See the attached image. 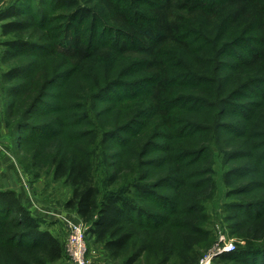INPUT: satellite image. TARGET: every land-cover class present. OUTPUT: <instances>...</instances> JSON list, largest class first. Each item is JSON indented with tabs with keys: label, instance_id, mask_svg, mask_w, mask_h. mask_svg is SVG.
Here are the masks:
<instances>
[{
	"label": "trees",
	"instance_id": "trees-1",
	"mask_svg": "<svg viewBox=\"0 0 264 264\" xmlns=\"http://www.w3.org/2000/svg\"><path fill=\"white\" fill-rule=\"evenodd\" d=\"M116 1L96 0L93 6H85L79 0H13L0 10V35L2 37L12 35V38L0 42V46L5 47L0 50V60L7 62L26 58L24 63L12 66L2 75L4 81L14 83L6 95V110L10 109L8 117L10 115L13 118L16 114L14 107L16 108V102L23 94H28L27 99L33 95L29 105L26 104L22 111L25 115L22 116L21 113L22 119L14 124L13 134L17 140L31 143L36 140H50L59 135H64L67 139L75 136V131L66 133L72 123L66 122L65 119L73 118L70 116L77 117L78 112L75 110L73 112L76 114L64 112L65 86L62 82L65 81V73L49 79L45 78L46 73H42L33 86L36 61L62 54L71 62L72 67L80 68L84 63L101 57L106 63L110 59L129 58L127 66L125 64L122 68L123 71L130 73L131 81L125 82L121 79L111 81L100 77L98 83L103 82L105 85L98 86L95 98L98 107L107 102L118 105L140 102L142 105L139 104L138 107L141 110L136 113H142L141 116L144 118L138 117L124 125H117L113 130L103 131L102 158L106 166L112 167L123 159L122 163H125L123 166L130 167L129 159L125 162L124 158L132 145L131 138L135 140L139 137L149 121L156 122L155 128L171 129L174 119L170 109L208 111L203 117L206 116L205 119L208 118L209 122H212L210 127L187 121L189 118L180 114L184 116L183 120H180L184 124L178 126L179 138L185 140L193 138L197 142L204 140L206 142V136L211 134L213 137L211 139L218 145H223V141L245 140L241 145H245L246 142L252 149L249 153L238 144L233 151L224 152L225 159L227 163L231 161L237 163L241 159L251 158L250 162L257 166L255 169L253 166L249 167L250 163L247 160V165L240 163L227 168L223 180L229 188L232 187L233 179L250 177L247 186L238 190L231 188L228 194L233 195L240 191L251 194L258 189H264V144L260 146L253 142L255 138L260 137V133L264 136V0H124L130 5H145L146 10L141 12V16L150 19L149 28H145L140 17L132 18L134 12L130 9L125 10ZM147 2L152 3L150 7L146 6ZM33 3L36 5L34 14L28 12ZM47 6L51 10L69 11L67 21L58 26L53 34L50 27L51 19L47 18L48 10H42V7ZM87 20L89 26L86 27ZM240 28L241 32L234 38L235 31ZM197 30L202 33L200 40L205 43L222 41L217 45L221 51H227L226 54H221L228 59L222 68L229 71L227 75L241 68L247 72H255L256 77L244 80L246 72L239 77L235 85L231 87L229 85L227 88V76L221 75L223 70H219L213 71L212 78L206 82L190 74L184 76L182 81L175 79L174 83H171L174 72L168 70L164 55L174 56L178 53L177 58L182 59L192 50L198 52L200 44H197L199 41ZM242 33L246 36H239ZM30 37H36V40ZM143 39L146 42L138 44V41ZM24 84L26 86L22 88ZM173 84L175 85L172 86ZM211 85L214 91L210 97L214 104L205 102V98L201 96H194L195 93L204 94V91H194L197 88H205L206 92ZM174 87L186 88L181 96L176 92L177 100H174L176 97ZM225 92L227 97L224 99ZM82 107L85 110L81 111H86L85 103ZM43 111H49L55 120L52 118L48 123L39 124L30 122L32 120L30 118ZM118 113L121 112L118 110ZM93 131L85 132L87 136L91 135L89 143L86 144L94 143L98 132L94 129ZM76 134L81 135L79 132ZM161 137L163 141L168 139L160 133L159 138ZM109 142L116 143L119 150L109 154L107 152ZM167 142L164 146L156 147L169 153L171 143L169 140ZM65 145V148L62 145L61 150L55 151L51 160L54 165L53 178H63L70 184L71 196L65 206L73 210L82 222L88 225V232L96 242L104 244L112 257L120 258L129 248L130 241L138 230L150 231L164 224L166 227L173 224L177 216L185 213L186 207L184 205L181 207L180 203L174 201L168 191L159 193L156 190L170 187L172 191H177L180 197L183 191L181 188L185 184L184 178L181 177L180 165H175L176 169L172 168L173 170L158 183H145L152 171L149 167L159 166L160 159L150 161L147 156L148 150L137 154L138 157L141 156L142 176H138L128 189L133 188L138 197L141 194L150 195L145 198L152 197L150 201L158 206L153 212L148 207L140 206L133 200L135 198L125 197L124 193L102 197L94 168V152H86L73 142ZM137 146L138 144L134 145ZM210 150L211 144H203L201 148L188 154L189 159L196 158V162H200L204 155L211 154ZM174 160L176 159L173 155L170 162ZM207 166V171L205 169L203 173H212L210 165ZM117 175V171L113 173L106 171L105 184L112 185ZM202 179L212 180L199 178L196 183H200ZM255 179H260L261 184ZM210 182L209 188L214 186L213 180ZM249 187L258 189H253V192L252 189H248ZM262 191L264 194V190ZM127 192L128 190L126 194ZM179 206L181 208H178ZM225 209L231 212L232 228L247 236L252 232H263L264 199L261 202H229L225 204ZM250 252L258 254L251 258L253 264H264V249L260 252L252 250ZM250 252L236 248L217 258L222 262L235 261L240 264L242 261L237 257L243 258ZM63 254L64 250L58 238L48 229L42 228L38 217L32 216L20 203L15 191L0 190V260L5 258L0 264L6 262L47 264L59 260ZM139 256V253L131 254L122 264H134Z\"/></svg>",
	"mask_w": 264,
	"mask_h": 264
},
{
	"label": "rangeland",
	"instance_id": "rangeland-1",
	"mask_svg": "<svg viewBox=\"0 0 264 264\" xmlns=\"http://www.w3.org/2000/svg\"><path fill=\"white\" fill-rule=\"evenodd\" d=\"M12 1L13 0H0V10ZM79 1L85 6H93V4H96V0ZM116 3H119V5L125 10L130 9L131 12H134V15L131 16L132 18L135 16L136 18L140 17L145 28L151 26L150 19L141 16V12L143 13L146 10L144 7L145 5H130L129 2L124 0L116 1ZM151 4L147 2L146 6L150 7ZM35 10L36 5L33 3L32 7H30V9L28 8V12L34 14ZM42 10H48L47 18H50L52 22V25H50L52 34L55 33L57 27L61 26L69 17L68 10H51L49 6L42 7ZM62 14L67 15L63 16ZM102 24L104 23L102 22ZM85 26H89L88 20ZM52 27H54V29ZM242 28L235 31L234 38L238 36ZM196 33H198L197 40H199L197 41V44H200L198 52L192 50V52L186 54L182 59L177 58L179 55L178 53L177 55H174L175 57L172 55H164L168 70L174 72L171 83H174L175 79V81H182L184 76L190 74H193V76L201 78L206 82L212 78L213 71L219 72V70H223L221 75L227 76L226 79L228 81L226 87L228 88L229 85L230 87L233 84L235 85L239 77L247 71L240 68L235 71V73L233 72L227 75V72L229 71L222 68L223 63L228 59L221 55L222 53L226 54L227 51H221L217 45H220L222 41L219 43L214 41L213 43L208 44L203 40H200L202 33H200L199 30H197ZM239 36L244 37L246 35L242 33ZM10 38H12V35L5 37L0 35V42ZM32 40H36V37H33ZM143 41L146 42V40L143 39L142 41H138V44H142ZM4 48V46H0V50H3ZM103 59L104 58L101 57L95 61L90 60L87 63H84L80 68L72 67L71 62H69L67 58H64L62 54L49 57L43 61L35 62L36 65L33 70L35 79L33 86L41 77L39 75H42V73H46V79L65 73V81L64 83L62 82L65 86V97L63 99V102H65L64 112L71 114L74 113L73 110H75L78 114L77 117L70 116L73 118L69 117L70 119H67V117L65 119L66 122L72 123L66 133L69 134V132L72 133V131L74 133L75 131V136L71 139H67L64 135H59L50 140H36L31 141V143L17 140V137L13 134V128L15 122L22 119V116L25 115L22 111L26 104V106L29 105L33 95L27 99L26 97L28 94H23V96H21L22 99L20 97L16 102V108L14 107L16 114L13 118H11L10 115L8 117L10 109L6 110V95L14 83L6 82L2 79L4 71H7L12 66L24 63L26 58L9 60L7 62H2L0 60V190L9 189L15 191L20 203L32 216L38 217L42 228L48 229L56 238H58L64 250V256L62 255L59 260L47 264H74L65 248L68 236L65 226L66 220H70L82 226L84 231L83 238L86 245V253L84 256L86 264H122L126 257L131 254L133 255L134 253L140 254L134 264H201L203 261H209V264H237L235 261H220L217 257L223 254V252L216 255H213L212 253L219 252L225 244L232 245L234 249L242 248L243 251L248 252H250V250L260 252L264 249V229L262 233L252 232L250 233V236H247L246 234L232 228L233 223L230 221L231 212H227L225 209V204H228L229 202H261L264 199L262 191L264 189L260 190L258 188H253L254 190L258 189L254 192L251 187L248 189H252L254 193L249 194V192L244 193L240 191L233 195L228 194L231 188L238 190L241 187L247 186L250 177H242L239 180L233 179L232 187L230 188L223 180L225 170L233 165H238L240 163H245L247 165V160H249V167L252 168L253 166L255 169L257 166V164L255 165L253 162H250L251 158L241 159L237 163L234 161L227 163L225 159L224 152L233 151L234 148L238 147V144L241 145V142L243 143L245 140L241 139V142L237 141L238 139H234L232 142L223 141V145H218L215 140L211 139L213 138L211 137V134L206 136V142L205 140L197 142L194 141L193 138L185 140L178 136V126L184 124L180 121L183 120L184 116L189 118L186 119L187 121L200 123L202 126L210 127L212 122H209L208 118L205 119L206 116L203 117L208 111L170 109L171 113H173L172 115L174 119V124L171 129L155 128L156 122L153 123L152 121H149V124L146 123V126L143 127L139 137L135 140L133 137L131 138L132 145L135 142L134 145L138 144V146L134 147V145H130L131 147H129L128 152L125 154L124 161L126 162L129 159L128 164L130 167L123 166L125 164L122 163L123 159L119 160V163L114 164L112 167H108L103 163V131L113 130L117 125H124V123L138 117L144 118L142 117V113H136V111L141 110L138 107L139 104L140 106L142 105L140 102L132 104H130V102L119 105L107 102L105 105L98 107V101H96L95 94L98 92L99 87L105 85L103 82V84L98 83L100 77L103 79H110L111 81L119 79L125 82L131 81L130 73L125 70L123 71L122 68L125 64L127 66V62L130 60L129 58L110 59L107 63ZM255 77V72H247L246 75L243 76V79L248 80ZM97 83L98 85H96ZM174 85L175 84L172 86ZM25 86L26 85L24 84L22 88ZM207 86H209V84H207ZM175 88L176 87H174V89ZM184 89L186 88H176L174 94L178 92V95L181 96ZM194 91H204V94L195 93L194 96H201L205 98V102L210 105L214 104L210 97L212 91H214L213 85H211L210 89H207L206 92L205 88L200 89V87ZM178 95L176 94L174 100H177ZM206 95L209 97H206ZM223 96L224 99L227 97L226 92ZM84 103L86 111H81L82 109L85 110V108L82 107ZM118 110L121 113H118ZM21 113H23L22 116ZM180 114H184V116ZM52 118L54 121L55 119L54 117H51L49 111H43V113L36 114L30 118L32 119L30 122L34 124L48 123ZM93 129L98 132L96 133V139L94 143L86 144L89 143L91 135L87 136L85 132H87V130L93 131ZM77 132L81 135H77ZM160 133L163 134V137L165 136L168 139H164L165 141H163L162 137L159 138ZM259 136L260 137L255 138L253 142L262 146L264 144V136L262 133H260ZM167 140L171 143V152L169 151L168 153L163 150H158V147L156 146H164L168 143ZM68 142H73L79 145L80 148H84L86 152H94V168L96 170V179L99 183L102 197L124 193L125 197L135 198L133 200H136L140 206L143 205L148 207L153 212L157 210L156 208L158 206L150 201V198L152 197L149 199L145 198L150 195L141 194L138 197L133 188L128 189L130 184L137 180L138 176H142L140 166L141 156L138 157L137 154H142L148 150L147 156L150 161L160 159L159 166L149 167L150 169L152 168V171L151 174H149V177L144 181L145 183H158L169 174L170 170L176 169L175 165H180L182 168L181 177L184 178L185 181V184L181 188V191H183L180 197L177 195V191H172L170 187H161L156 190L159 193L161 191H168L171 195L169 196L174 201L180 203L181 207L183 205L186 207V214L184 213L183 215L177 216L175 219L176 221L166 227L164 224L161 227L154 228L156 230H138L135 237L130 241L129 248L122 253L120 258L112 257L104 244L96 242L91 233L88 232V225L82 222L73 210H70L65 206L66 201L71 196L70 184L63 178H53L54 165H52L51 160L56 153L55 151L61 150L62 145L63 148H65V143ZM206 143L211 144V154L204 155L202 157L203 160L200 162H196V158L190 160V155L188 154L201 148V146ZM107 146V152H109V154H113V152L119 150L117 149L116 143L109 142V145ZM241 147L247 153L252 150L246 145V142L245 145H241ZM68 152L69 150L67 153ZM173 155L176 160L170 162L172 161ZM186 155L188 157H186ZM207 165H210L212 168V173H203L205 169L207 171ZM106 171L109 173H113L114 171L118 172L116 181L112 185L105 184L104 179ZM198 171L201 172L198 173ZM199 178H211L213 180L212 185L214 186H210L209 188L210 181L212 180L203 181L202 179L200 183H196ZM256 181H259L258 183L261 184L260 179H257ZM127 190L128 192L126 194ZM143 197L146 200H144ZM181 207L179 206L178 208ZM140 247H145L146 249L141 250L139 249ZM252 253L253 252L245 254V257L243 258L237 257L242 261L240 264H253L251 258L258 254ZM244 260L250 261L247 262ZM3 261H5V258L1 259L0 263ZM6 264L8 263L6 262Z\"/></svg>",
	"mask_w": 264,
	"mask_h": 264
},
{
	"label": "built area",
	"instance_id": "built-area-1",
	"mask_svg": "<svg viewBox=\"0 0 264 264\" xmlns=\"http://www.w3.org/2000/svg\"><path fill=\"white\" fill-rule=\"evenodd\" d=\"M65 226L68 232L67 242L65 245L67 254L74 264H86L84 259L86 253V245L83 238L84 231L82 229V226L70 220L65 221ZM233 249L234 247L232 245L225 244V246H222L219 252L212 254L216 255L221 252H229L233 251ZM202 263L209 264V261H203Z\"/></svg>",
	"mask_w": 264,
	"mask_h": 264
}]
</instances>
